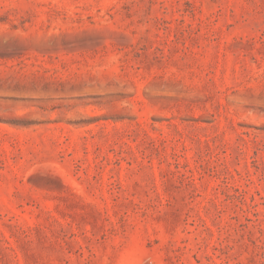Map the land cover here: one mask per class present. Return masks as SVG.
I'll list each match as a JSON object with an SVG mask.
<instances>
[{"label": "rangeland", "instance_id": "obj_1", "mask_svg": "<svg viewBox=\"0 0 264 264\" xmlns=\"http://www.w3.org/2000/svg\"><path fill=\"white\" fill-rule=\"evenodd\" d=\"M0 264H264V0H0Z\"/></svg>", "mask_w": 264, "mask_h": 264}]
</instances>
